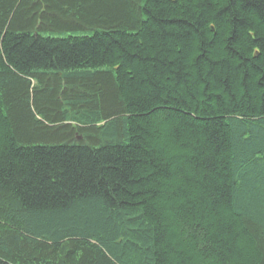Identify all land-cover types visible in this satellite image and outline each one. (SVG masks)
<instances>
[{
    "label": "trees",
    "instance_id": "trees-1",
    "mask_svg": "<svg viewBox=\"0 0 264 264\" xmlns=\"http://www.w3.org/2000/svg\"><path fill=\"white\" fill-rule=\"evenodd\" d=\"M0 264H264V0H0Z\"/></svg>",
    "mask_w": 264,
    "mask_h": 264
}]
</instances>
